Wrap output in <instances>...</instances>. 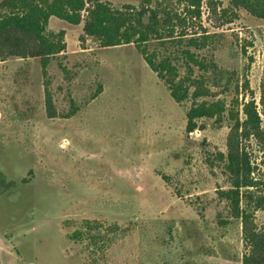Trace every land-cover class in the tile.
<instances>
[{"label": "rangeland", "instance_id": "rangeland-1", "mask_svg": "<svg viewBox=\"0 0 264 264\" xmlns=\"http://www.w3.org/2000/svg\"><path fill=\"white\" fill-rule=\"evenodd\" d=\"M160 4L187 16L176 0ZM176 24L149 51L171 57L180 77L191 66L193 78L210 81L205 101L232 108L253 98L263 135L241 144L264 192V21L231 12L228 0H202L199 19L170 33ZM82 26L48 22L64 30L66 51L45 73L38 57L0 52V264H242L241 224L217 197L230 187L218 153H227L231 122L202 119L186 134L193 101L176 104L132 44L102 48L80 38ZM205 35L206 47L189 44ZM185 51L229 75V88L226 79L213 86ZM254 224L264 226V208Z\"/></svg>", "mask_w": 264, "mask_h": 264}, {"label": "trees", "instance_id": "trees-1", "mask_svg": "<svg viewBox=\"0 0 264 264\" xmlns=\"http://www.w3.org/2000/svg\"><path fill=\"white\" fill-rule=\"evenodd\" d=\"M163 0H141L137 9L126 6L123 10L114 9L109 3L100 0H2L0 1V52L6 46L7 56L25 58L27 55L41 60L43 73L51 57L65 53V32L47 30L51 17L57 18L72 26L83 23L80 38L93 39L102 48L119 47L132 44L136 52L143 58L148 68L156 75L169 91L171 99L181 104L190 99L192 106L186 112L185 132L189 134L198 128V121L214 119L219 124L224 116L231 122L230 135L227 140V153H218V160L223 164L228 175L230 187L218 190L217 197L228 205L230 218L241 224V233L246 252L242 256V264H264V226L257 228L254 224V214L264 208V192L258 191V184L251 177L253 166L250 154L241 144L243 140L260 139L263 135L261 118L253 98L240 104L237 100L229 108L224 100L205 101L212 97L213 92L207 87L210 82L205 77L193 78L192 67L189 73L180 77L177 66L169 56L159 58L155 50L149 51L148 45L153 39L164 40L163 32L172 25L169 32L173 33L177 25L183 27L186 19H199L202 0H176L182 6L186 17H180L175 12H168L163 7ZM152 3L155 6L151 7ZM231 12L242 9L250 15L264 21V0H228ZM235 15V14H233ZM146 20L144 21V19ZM211 36L205 35L198 44L206 47ZM25 43H32L30 48H24ZM190 65L197 67L204 74L210 72L213 86H230L229 75H224L213 62H204L189 51L184 52ZM193 90L191 91V89ZM248 89V83H243V91ZM239 87L236 86L238 93ZM47 106H51L49 94H46ZM260 104L264 106V78L261 83ZM201 100L200 102H197ZM240 114L243 118L240 119ZM26 178L22 183H26ZM256 190L258 192H256ZM220 225L226 224L218 218ZM221 219V220H220ZM231 220V221H232ZM112 226L110 230L114 232ZM82 236V233H80Z\"/></svg>", "mask_w": 264, "mask_h": 264}, {"label": "crops", "instance_id": "crops-1", "mask_svg": "<svg viewBox=\"0 0 264 264\" xmlns=\"http://www.w3.org/2000/svg\"><path fill=\"white\" fill-rule=\"evenodd\" d=\"M50 21H54V23H55V22H56V23H60L61 20H59V19H57V18H54V17H51V18L49 19L48 22H50ZM62 30H63V29H62Z\"/></svg>", "mask_w": 264, "mask_h": 264}]
</instances>
